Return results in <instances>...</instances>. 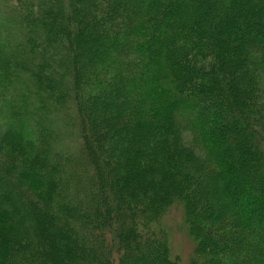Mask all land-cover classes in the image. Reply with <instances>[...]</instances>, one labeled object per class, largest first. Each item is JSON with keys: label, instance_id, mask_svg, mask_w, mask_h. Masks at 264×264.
<instances>
[{"label": "trees", "instance_id": "16d2710c", "mask_svg": "<svg viewBox=\"0 0 264 264\" xmlns=\"http://www.w3.org/2000/svg\"><path fill=\"white\" fill-rule=\"evenodd\" d=\"M264 264V0H0V264Z\"/></svg>", "mask_w": 264, "mask_h": 264}, {"label": "rangeland", "instance_id": "374dc122", "mask_svg": "<svg viewBox=\"0 0 264 264\" xmlns=\"http://www.w3.org/2000/svg\"><path fill=\"white\" fill-rule=\"evenodd\" d=\"M161 226L168 232L172 257L179 264H190L194 257L195 242L188 234L181 207L170 209Z\"/></svg>", "mask_w": 264, "mask_h": 264}]
</instances>
